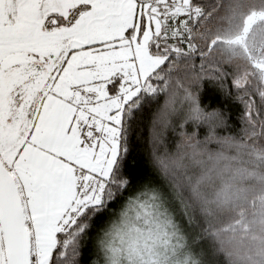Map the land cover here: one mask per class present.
<instances>
[{"label":"snow or ice","instance_id":"1","mask_svg":"<svg viewBox=\"0 0 264 264\" xmlns=\"http://www.w3.org/2000/svg\"><path fill=\"white\" fill-rule=\"evenodd\" d=\"M0 264H264V0H0Z\"/></svg>","mask_w":264,"mask_h":264},{"label":"trees","instance_id":"2","mask_svg":"<svg viewBox=\"0 0 264 264\" xmlns=\"http://www.w3.org/2000/svg\"><path fill=\"white\" fill-rule=\"evenodd\" d=\"M210 95H211V94L205 96V103H214V102H215V101H214V96H212V97L210 98ZM241 109H242V106H236V105H234V106L232 107V117H233L234 120H238L239 113H240V110H241ZM258 130H259V129H258Z\"/></svg>","mask_w":264,"mask_h":264}]
</instances>
